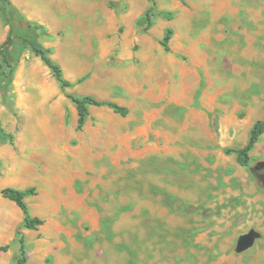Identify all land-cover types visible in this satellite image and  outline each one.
<instances>
[{"label":"rangeland","instance_id":"1","mask_svg":"<svg viewBox=\"0 0 264 264\" xmlns=\"http://www.w3.org/2000/svg\"><path fill=\"white\" fill-rule=\"evenodd\" d=\"M10 1L73 84L61 90L27 48L0 96L14 134L0 145V190L34 186L29 213L43 220L25 228L0 194V264H15L18 231L25 264H252L264 243V133L248 165L232 150L264 114V0H156L150 23L139 21L147 0ZM8 30L0 16V43ZM66 94L128 113L90 105L78 128Z\"/></svg>","mask_w":264,"mask_h":264},{"label":"trees","instance_id":"2","mask_svg":"<svg viewBox=\"0 0 264 264\" xmlns=\"http://www.w3.org/2000/svg\"><path fill=\"white\" fill-rule=\"evenodd\" d=\"M4 7L0 9V16L4 19L8 25V33L6 38L0 43V96L7 101L11 91L12 79L15 69L20 62V59L27 48H30L32 52L40 58V60L51 70L52 75L58 82L61 90L66 87L72 86V82L65 79L61 66L50 56L49 48H46L40 42L42 27L37 23H32L26 20L21 12L11 3L10 0H2ZM151 3V6L146 10L144 16L140 17L139 21L146 20L150 23V16L152 5L156 0H147ZM171 29L168 28L164 34L163 39L160 41L161 45L168 49L167 41L170 38ZM68 98L75 104L77 110V127L81 128L89 115L88 107L90 105L101 106L106 105L119 113L121 116H125L128 113L126 106L117 104L109 100H98L93 95H72L66 94ZM264 133V114L261 119L256 120L250 131L249 138L245 146L241 148L233 149L237 154V161L240 165L246 166L249 162V151L253 148L255 142ZM14 144V134L7 129L1 123L0 120V145ZM0 194L13 201L23 214V226L29 229H35L37 226L43 223V220L38 216H31L29 213L26 197L36 194L34 186L26 187L24 189L7 186L0 190ZM19 238V252L16 258L15 264H25L26 257V245L24 236L18 231ZM4 250L5 247L3 246Z\"/></svg>","mask_w":264,"mask_h":264},{"label":"water","instance_id":"3","mask_svg":"<svg viewBox=\"0 0 264 264\" xmlns=\"http://www.w3.org/2000/svg\"><path fill=\"white\" fill-rule=\"evenodd\" d=\"M252 241H253V233L252 232L242 234L238 240L237 249L238 250H244V249L248 248L251 245Z\"/></svg>","mask_w":264,"mask_h":264},{"label":"crops","instance_id":"4","mask_svg":"<svg viewBox=\"0 0 264 264\" xmlns=\"http://www.w3.org/2000/svg\"><path fill=\"white\" fill-rule=\"evenodd\" d=\"M261 248L258 249V251H262L263 253H256L255 254V251L254 249L250 252L249 254V259H252L253 260V263L252 264H260L261 261L260 260H263L264 261V243L261 244ZM253 257V258H252ZM256 257V258H255ZM263 257V258H262ZM260 261V263H259Z\"/></svg>","mask_w":264,"mask_h":264},{"label":"bare ground","instance_id":"5","mask_svg":"<svg viewBox=\"0 0 264 264\" xmlns=\"http://www.w3.org/2000/svg\"><path fill=\"white\" fill-rule=\"evenodd\" d=\"M264 256V255H263ZM263 258V257H262ZM261 261V260H260ZM245 264V263H244ZM261 264V263H260Z\"/></svg>","mask_w":264,"mask_h":264}]
</instances>
